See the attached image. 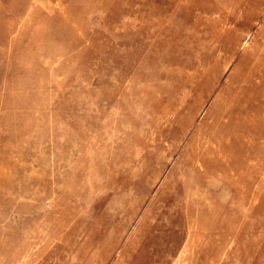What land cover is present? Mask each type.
Instances as JSON below:
<instances>
[{
	"label": "rangeland",
	"instance_id": "374dc122",
	"mask_svg": "<svg viewBox=\"0 0 264 264\" xmlns=\"http://www.w3.org/2000/svg\"><path fill=\"white\" fill-rule=\"evenodd\" d=\"M0 264H264V0H0Z\"/></svg>",
	"mask_w": 264,
	"mask_h": 264
},
{
	"label": "bare ground",
	"instance_id": "6f19581e",
	"mask_svg": "<svg viewBox=\"0 0 264 264\" xmlns=\"http://www.w3.org/2000/svg\"><path fill=\"white\" fill-rule=\"evenodd\" d=\"M219 115V114H218ZM208 146V145H207ZM212 148V147H211ZM212 153V152H211ZM211 158H212V156H211ZM217 158V157H216ZM215 162V161H214ZM215 164V163H214ZM207 199V198H206ZM258 199V198H257ZM206 205V204H205ZM203 207V206H202ZM205 208V207H204ZM210 209V208H209ZM207 211V210H206ZM123 255H124V253H123Z\"/></svg>",
	"mask_w": 264,
	"mask_h": 264
}]
</instances>
